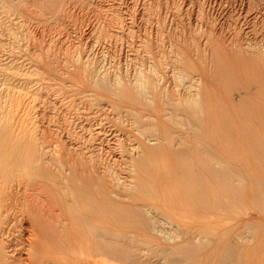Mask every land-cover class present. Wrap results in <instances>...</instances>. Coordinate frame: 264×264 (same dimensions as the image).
I'll list each match as a JSON object with an SVG mask.
<instances>
[{
    "label": "bare ground",
    "instance_id": "bare-ground-1",
    "mask_svg": "<svg viewBox=\"0 0 264 264\" xmlns=\"http://www.w3.org/2000/svg\"><path fill=\"white\" fill-rule=\"evenodd\" d=\"M4 25V32L13 39L15 27L5 21ZM246 47L241 60L245 64L260 65L259 73L264 77V44L261 47L247 44ZM177 59L186 64L184 58ZM1 66L3 82L15 78L25 85L33 83L30 75L15 72L12 64ZM191 80L192 77L186 94L180 97L167 94V101L163 103L169 111L167 115H180L186 123L184 125L193 129L188 134L194 140L193 147L173 148L172 141L177 139L172 140L175 133L172 130L175 129L171 130L168 125L159 126L164 118L157 109L153 115L152 112L142 115L138 111L141 108L151 110L148 93L153 88V78L139 74L128 94H111L117 99L110 103L117 117L109 122L112 132L107 145L103 141L105 138L100 137L103 128L99 127V131L93 133L98 151L90 152L87 157L75 152L77 159L66 169L68 176L60 169L59 154L49 155L31 123L29 112L34 107V94L14 91L9 83L0 87V182L11 184L15 181L17 187L20 184L25 186L20 191L21 196L16 195L11 205L7 203L8 194L5 193L8 184H0V218L2 210L10 207L15 220L20 218L19 221L25 220L28 224L27 236L21 237L25 238L24 242L15 244L17 248L4 242L6 231L0 225V264H264V226L257 228L249 219L240 224L215 227L200 222L171 235L162 223L165 213L174 218L179 213L196 212L203 220L206 216L220 219L247 202L253 205L248 204L252 210L264 215V178L255 173H264V166L259 165L264 164V138L255 131L256 126L259 128L257 121L247 118V124L238 127L233 126L234 123L223 126V119V124L210 126L227 135L230 141L225 145H221L217 138L214 140L215 137L204 138V134H209L206 128L213 112L211 107L207 108L210 104H206L207 100ZM256 82L253 91L264 93V81L257 77ZM115 85L120 90L123 87L121 81H116ZM250 94V90L243 88L235 97L241 102L244 97H251ZM223 114L221 116H225ZM123 117H126L124 121ZM165 119L170 122L173 117ZM151 122H158L157 126L162 130L156 132L150 126ZM162 140L170 144L164 152L172 156L173 162H170L174 165L160 166L157 162L158 143L161 144ZM230 163L237 165H228ZM246 175L250 181L244 184L239 180L245 177L243 180L248 182ZM249 188L253 189L252 194L244 191ZM170 189L173 190L170 192ZM7 215H3L6 221ZM238 236L243 240H238ZM24 243L22 250L26 248L28 253L25 259L21 258V249L18 248Z\"/></svg>",
    "mask_w": 264,
    "mask_h": 264
},
{
    "label": "rangeland",
    "instance_id": "rangeland-1",
    "mask_svg": "<svg viewBox=\"0 0 264 264\" xmlns=\"http://www.w3.org/2000/svg\"><path fill=\"white\" fill-rule=\"evenodd\" d=\"M0 3L4 5L0 6V9L3 8L0 10V67L10 63L16 69L15 72L30 75L33 82L30 86L15 78H8L3 82L4 78L0 76V87L9 83L10 89L14 91L34 94V107L29 112L31 123L49 155L59 154L58 158L62 161L59 166L65 175H69L66 169L77 159L75 152H81L87 157L90 152L99 149H95L98 142L93 133L100 128H103L100 137L105 138L103 141L107 145L112 132L109 122L117 117V113L110 106L111 101L117 99L111 94H128L131 84L139 74L151 76L153 88L148 93L151 110L141 108L138 111L142 115H150V112L153 115L157 109L160 115L163 114V124L159 126L168 125L171 130L173 127L175 129L172 130L175 132L172 140L177 139L172 141L173 148L182 150L193 147L194 140L189 138L191 135L188 136L193 129L185 126L186 123L180 115H167L166 112L169 111L165 109L166 104L163 101H167V94L174 97L186 94L190 77L193 84L198 86L200 95L207 100L206 104H210L206 105L207 108L211 107L210 111L213 112L210 125L206 128L211 136L204 134V138L215 137L214 140H220L221 145L228 144L230 139L227 135L219 129H211L210 126L223 124L224 119L223 126L234 123L233 126L243 127L247 124V118L257 121L255 123L259 128L256 126L255 131L264 138V93L253 91L257 85V77L263 81L264 77L259 73L260 65L245 64L241 60V57L245 56L247 44L259 47L264 44V0H0ZM11 3L14 5L11 6ZM4 21L15 27L13 39L4 32ZM177 58H184L186 64L179 63ZM150 70L152 72H149ZM116 81H121V90L117 89ZM38 88L40 89L37 90ZM243 88L250 90L252 94L240 102L235 96ZM225 99L227 102H224ZM234 104L239 107H234ZM219 110H224L221 112L225 113L223 115L226 117L221 116ZM171 115L173 120L166 121L165 117L170 118ZM255 115L257 117H253ZM157 123L151 122L150 126L159 132L162 129ZM166 143L167 141L163 140L161 144L158 143L160 154L157 162L160 166L174 165L171 163L172 156L164 152L170 145L169 142ZM182 143H185V146ZM235 164L237 165H228ZM259 165L264 166L260 163ZM255 173L264 178L263 172ZM246 177L248 182L243 180L245 177L239 181L249 183L250 177ZM3 183L1 180L0 184ZM4 184L8 183L5 181ZM24 187V184L17 187L15 181L5 186L7 203L12 205L15 196L20 197V191L22 192ZM248 190L244 189L249 194L254 192L253 189ZM18 202L19 205L21 202ZM248 204L253 206L247 202L245 207L235 209L230 215L220 219L206 216V220H203L196 212H187L185 215L179 213L174 215V218L165 213V222L162 220V223L167 231H170L169 235L184 227L197 226L200 222L215 227L219 224H240L249 219L257 228H261L264 226V215L261 216L258 211L252 210ZM7 208L8 210H2V219L0 218V225L6 231L3 240H6L4 242L7 245L16 247L17 242H24L25 238L21 237L27 236L28 224L25 220L19 221L20 218L15 220L14 213L10 211V207ZM6 213L7 221L3 217ZM237 238L243 240L242 236ZM24 245L26 244L18 246L23 259L28 256L26 248L22 250ZM157 260L161 261L159 258Z\"/></svg>",
    "mask_w": 264,
    "mask_h": 264
}]
</instances>
